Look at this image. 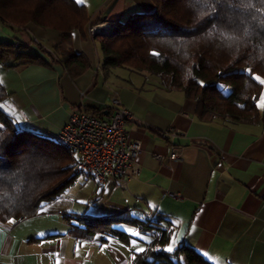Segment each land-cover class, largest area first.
<instances>
[{"label":"crops","instance_id":"0c3cea01","mask_svg":"<svg viewBox=\"0 0 264 264\" xmlns=\"http://www.w3.org/2000/svg\"><path fill=\"white\" fill-rule=\"evenodd\" d=\"M75 1L90 15L83 30H71L69 41L84 68L64 67L55 53L57 29L0 23L1 41L24 43L45 60L0 69V83L10 92L0 108L17 128L56 139L73 107L106 116L102 108L117 97L132 116L128 136L141 142L140 173L126 185L77 175L34 215L0 222V264H135L136 249H144L147 238L127 221L149 211L169 223L170 245H188L211 264H264V124L201 119L194 101L159 77L102 65L98 38L87 27L120 25L124 17L151 10L150 0ZM102 217L139 235L122 242L84 235L75 225Z\"/></svg>","mask_w":264,"mask_h":264},{"label":"trees","instance_id":"16d2710c","mask_svg":"<svg viewBox=\"0 0 264 264\" xmlns=\"http://www.w3.org/2000/svg\"><path fill=\"white\" fill-rule=\"evenodd\" d=\"M150 1L151 10L135 12L118 30L94 37L102 65L159 77L164 86L182 90L194 101L201 119L264 124V0ZM89 21L88 10L75 0H0L1 24L24 27L31 22L59 31L55 53L65 68L86 66L69 41L71 30H83ZM35 62L45 60L24 43L0 40V69ZM225 87H230L227 92ZM9 94L0 83V101ZM76 176L69 152L57 139L17 128L0 108V222L34 215ZM152 214L127 221L147 236L144 251L134 255L135 264H211L185 244L165 251L170 225ZM113 219H79L83 225H75L84 235L130 242L134 236Z\"/></svg>","mask_w":264,"mask_h":264},{"label":"built area","instance_id":"2783aa9c","mask_svg":"<svg viewBox=\"0 0 264 264\" xmlns=\"http://www.w3.org/2000/svg\"><path fill=\"white\" fill-rule=\"evenodd\" d=\"M119 28L115 22L102 21L89 25L87 32L89 36L104 35ZM102 109L106 116L73 107L56 139L69 152L72 171L77 175H88L101 183L114 178L126 185L140 173L141 142L128 136L125 125L132 116L117 97ZM177 157V153L170 155Z\"/></svg>","mask_w":264,"mask_h":264},{"label":"rangeland","instance_id":"374dc122","mask_svg":"<svg viewBox=\"0 0 264 264\" xmlns=\"http://www.w3.org/2000/svg\"><path fill=\"white\" fill-rule=\"evenodd\" d=\"M120 21H121V23H124V22L126 21V17L122 18ZM101 22H102V21L94 22V23L91 24V26H92V25H95L96 23H101ZM119 26H120V25H119ZM87 28H88V27H87ZM99 34H100V33H99ZM96 35H98V34H96ZM96 35H93V36H90V37L94 38ZM218 85H219V84H218ZM263 85H264V84H263ZM229 88H230V87H225L224 91L227 92V91L229 90ZM263 89H264V87H263ZM258 105H259V107L262 106V101H261V99L258 101ZM78 177H80V176L78 175L77 178H78ZM123 229L126 230V231H129V227H126V226H125ZM130 233H131V232H130ZM133 236H134V238H136L135 235H133ZM142 237H143V238H145V237L147 238V236H145V235L142 236Z\"/></svg>","mask_w":264,"mask_h":264},{"label":"snow or ice","instance_id":"6c2138e0","mask_svg":"<svg viewBox=\"0 0 264 264\" xmlns=\"http://www.w3.org/2000/svg\"><path fill=\"white\" fill-rule=\"evenodd\" d=\"M254 78L259 80V77H254ZM261 83H264V81H261ZM133 235H139V234L134 233ZM175 243H176V241H175V239H173L172 240V244H175ZM164 250L167 251V252H169V253H171V252L174 251V249H173V247L171 245L168 248L164 249ZM136 251L137 252H143L144 249L143 248H137Z\"/></svg>","mask_w":264,"mask_h":264}]
</instances>
